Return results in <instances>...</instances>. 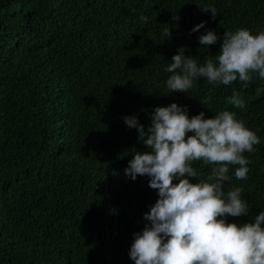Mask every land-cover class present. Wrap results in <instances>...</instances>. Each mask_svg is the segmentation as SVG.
I'll return each mask as SVG.
<instances>
[{"label": "trees", "instance_id": "obj_1", "mask_svg": "<svg viewBox=\"0 0 264 264\" xmlns=\"http://www.w3.org/2000/svg\"><path fill=\"white\" fill-rule=\"evenodd\" d=\"M241 27L264 29V0H0V264H134L132 234L158 197L147 176L123 172L131 150L147 151L123 117L135 114L147 128L154 108L173 102L189 117L234 111L261 138L245 153L248 179L225 188L242 184L251 206L229 222L258 215L264 80L243 88L201 79L188 93H168L162 71L180 47L201 63L215 56L224 31ZM207 29L220 39L205 49L198 36ZM233 88L246 110L228 103ZM195 167L205 179L206 166Z\"/></svg>", "mask_w": 264, "mask_h": 264}, {"label": "clouds", "instance_id": "obj_2", "mask_svg": "<svg viewBox=\"0 0 264 264\" xmlns=\"http://www.w3.org/2000/svg\"><path fill=\"white\" fill-rule=\"evenodd\" d=\"M203 10L215 19L218 10L208 5ZM148 16L139 20L148 22ZM205 21L190 31L204 28ZM169 28L163 37L169 38ZM218 35L207 29L198 36L200 45L217 43ZM180 47L163 65L168 93L185 92L205 79L213 86H231L239 80L247 88L258 77L264 80V29L253 33L248 28L224 31L218 54L205 58L185 55ZM211 95L199 101L211 102ZM228 103L246 110L240 91L232 89ZM147 151H132L124 174L131 180L147 176L157 200L143 214V229L132 234L128 251L134 264H264V209L249 222H229L228 217L248 216L250 204L241 184L225 190L226 184L245 181L251 161L245 153L256 151L261 138L236 112L221 110L210 118L201 111L189 117L186 106L173 102L156 106L145 128L133 114L123 117ZM202 162L207 176L195 164ZM194 178V182L192 179Z\"/></svg>", "mask_w": 264, "mask_h": 264}]
</instances>
